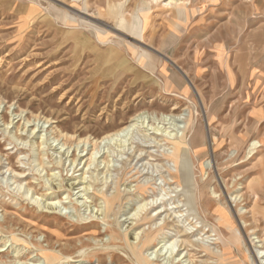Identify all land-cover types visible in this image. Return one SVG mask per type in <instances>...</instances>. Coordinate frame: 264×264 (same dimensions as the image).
<instances>
[{
  "label": "rangeland",
  "instance_id": "1",
  "mask_svg": "<svg viewBox=\"0 0 264 264\" xmlns=\"http://www.w3.org/2000/svg\"><path fill=\"white\" fill-rule=\"evenodd\" d=\"M235 2L241 10L250 4L264 22V0H0V264H51L44 258L47 251L36 247L47 248L45 240L62 250L54 264H137L123 235L134 209L148 200L160 225L151 228L163 227L170 212L187 226L197 224L194 241L202 238L198 242L217 249L212 225L203 226L176 202L182 187L165 178L173 164L161 159L166 141L138 137L145 150L126 168L112 162L109 171L105 163L112 157L103 138L140 116L147 117V128H168L160 119L188 113L189 100L199 104L196 144L203 165L193 171L203 178L209 221L216 223L217 213L228 216L226 208L234 229H221L239 264H264V120L251 114L258 101L245 92L254 61L243 52L235 60L222 49L226 33L219 9ZM121 10L131 21L138 18V31L119 25ZM258 26L240 31L241 46L252 31L256 45L264 41V27ZM94 33L107 42L99 43ZM117 39L135 50L111 43ZM14 133L26 137L25 144ZM42 140L58 147L65 143L70 159L78 154L81 160L73 166L63 157L59 164L58 154ZM252 140L261 152H249ZM96 143L97 157L104 160L99 165L91 160ZM54 174L63 184L86 176L93 186L89 193L87 183L52 190L44 177ZM117 194L111 205L107 199ZM32 197L56 208L39 207ZM105 208L107 216L101 214ZM93 236L114 246L99 247ZM128 236L132 241L130 231ZM153 249L147 257L151 264L167 261ZM190 257L193 263L184 264H216L202 247L191 248Z\"/></svg>",
  "mask_w": 264,
  "mask_h": 264
},
{
  "label": "bare ground",
  "instance_id": "2",
  "mask_svg": "<svg viewBox=\"0 0 264 264\" xmlns=\"http://www.w3.org/2000/svg\"><path fill=\"white\" fill-rule=\"evenodd\" d=\"M119 14H120L119 25L121 27H123L124 29L128 31L137 30L136 26H137V22H139L138 18H135L134 20L131 21L129 20L128 17L124 15V12H122V10L119 12ZM94 34H95L96 40L99 43L107 42L105 39H102V37L99 36L97 33H94ZM111 43H113L116 46L121 47L122 49L124 47H127V49L130 47L132 50H135V47L133 45L125 44L122 39H117V41L112 40ZM145 59H148V58H145ZM196 91L199 94V91L198 90ZM189 102L191 104L192 109L188 110V113H183V114L178 113L177 114V113L171 112L170 114L166 115L167 118L163 117L160 119L163 122H168L170 124L168 128L166 126L160 127L158 125L153 128L152 127L147 128L149 126L148 124L147 126H143L147 120V117L143 118L140 116L142 120H139L135 124H130L121 129H118L114 133L103 138V142H105L103 146L107 147L108 156L112 157L111 159L106 160L105 163H108L106 167L109 171H111V168L114 166V165H111L112 162L117 163L121 161L122 166H120L121 167L120 169L126 168L127 165L130 163V161H133L135 157H138L140 155V153L137 154L138 152H142L145 150L142 143L137 141L138 137H144L146 138V140L149 139L152 142H158V143L160 141H164V142L166 141L165 143H163V145H161V147L165 148V151L162 152L161 159L164 161L167 160L171 164L173 162V164L172 166L170 165V167L168 168V175H166L165 178L174 180L176 186L182 187V190L180 192H177L176 194L177 196L176 202L184 204L189 216L196 218L198 222L201 223L203 226L205 225L208 226V224L212 225V232H215V235L217 236V239H218L217 241L218 247H216L217 249L210 250L209 246H206L200 243L201 241L204 242L202 238L198 239L197 241H194L192 239V237L194 236L192 234V229L193 227H196L197 224L196 225L190 224L189 226H187L186 224H184V221L181 218L171 217L172 214L170 212H167L165 214V217L162 219L163 222L161 224H163V227H160L158 229L157 228L153 229L154 228L153 226L157 225L158 223L156 222V218H154L153 214H151L152 210L154 209V204L152 202H149L148 200L146 202L140 203V205H138V207L134 209L132 213V215L134 216L133 221L129 223L128 229L126 230V232H124V235H123L124 238L127 240V246L130 250L129 257L137 264H151L150 259L147 257L151 254V253H148L149 252L148 250L149 249L151 250L153 248H154L153 250L155 251L157 258L160 259L161 257H163L164 260L165 259L167 260L166 262H161V264H169V262L170 264H184V262L193 263V260L190 257V253H191V248L196 247V246L202 247V249L204 250H208L211 253V255L214 256L216 264H239L234 254L235 252L233 250L234 247L231 244H228L229 239L226 238L225 234L223 233L221 229V225H225L226 228L230 230L234 229L233 223H232V217L226 208H222L227 213L228 216H224L221 213H217V217H216L217 222L212 223L209 221V217L207 216V213L209 210L206 208L204 204V196H203L204 182L203 180H201L203 178L201 177L199 178L196 175V173L193 171V167H195L196 165L202 166L203 162L201 161L199 157L200 156L199 154L202 150H200L199 146L196 144V138L198 136V131L196 130V124L198 122V116H199V104L198 102L193 101V100H189ZM2 120L3 122H5V117H3V115H2ZM6 123L8 124L10 122H6ZM133 125H136V126H133ZM1 126L2 125L0 124V130H1ZM144 127H146V129H143ZM2 130L5 133L9 132V130L7 129V126L5 125L2 128ZM33 132L34 131H32V133ZM139 133L142 135H139ZM159 136H162L161 139L158 138ZM12 137L17 142L20 141L21 144H25V139L23 138H26V137L18 136L15 133L12 135ZM146 140L144 139L143 142H146ZM118 142H120V144H117ZM47 143L48 141L46 142H44V140L41 141V144L47 145L51 149L55 150L54 152L57 153L59 156V159H58L59 164H62L63 157H65L64 159L66 161L70 160V164L73 166H75L77 162L81 160V158L78 157V154L77 156L75 155L72 159H70V150L67 151V149L65 150L63 149V147L65 146V143H62L61 147H58L57 145H54L51 143L49 144ZM77 147H79V145ZM113 147H117V148L120 147V148L113 149ZM260 147L261 145L258 142V140H252L250 144V148L248 147L249 152L250 153L252 152L254 154L256 151H260L261 149ZM95 148L97 149V151L95 153V156H93L94 153L91 155V160L94 163L96 162V164L99 165V162H103L104 160L100 161L99 157H97V154L100 153V150H99L100 145L98 143H96ZM263 152H264V149H263ZM155 155L159 156L158 154H155ZM155 155H151V156H155ZM194 158L196 159L197 163H195ZM260 161L264 164V155L260 159ZM2 164H3L2 154L0 153V167L2 166ZM39 166L41 169L39 168L37 170L40 171L39 174H42V171L44 170L45 165L43 162H40ZM174 168L176 170H174ZM14 178H17V176L14 175ZM44 180L49 184V189H52V190H55V189L59 190L63 186H67V188L73 189L75 186L79 184L87 183L86 176H81V175L78 176V178H76L70 184H67V182L66 184H63L62 180L58 181L55 174L51 178L44 177ZM221 180H222V184L226 186L227 184L223 177ZM16 181L17 180H15V182ZM22 186L23 185L21 183H17L18 190H21ZM92 186H93L92 184L87 183V185L84 188L85 192L89 193L90 188ZM133 187L134 185H131L128 189H130L131 191ZM31 189L32 188H29L28 190L24 191L22 194L23 195L30 194ZM103 194L106 195V193L104 192ZM132 195L135 197H138L136 196L135 192L132 193ZM238 196H239V199L242 198L241 194H239ZM238 196H236V198H238ZM32 199L34 203L39 205V207H42L45 209H55L56 208L53 206V203L46 202V200L42 202V200L35 198V197H32ZM117 199H118V194L115 195L113 198L109 197L107 200L112 205V203H115V200ZM145 200L146 198H144V201ZM107 213H108V210L106 208L101 211V214H104L105 216H107ZM146 224L147 225L149 224V227H146L145 226ZM87 225L85 224V226ZM136 226H138V229L140 227V230L137 232H136V229L134 230ZM151 226L153 228H151ZM157 226H160V225H157ZM163 229H167V232L161 233ZM129 231L131 235L130 238H132V241H130L131 239H129V236H128ZM92 239L94 240L95 245H98L99 247L101 246L104 248L105 247L109 248V247L114 246L113 244L110 243V241L104 242L103 238L99 239L96 236H93ZM45 241L47 242L46 244L47 248H44L43 246L42 247L36 246V247L42 251H47L44 253L45 254L44 258L49 263L54 264L60 258V254L63 255L62 250L56 247L55 242L53 243L50 240H45ZM154 241H156L155 244H157L156 245L157 247L153 246L154 244L152 243H154ZM146 252H147V255L145 256ZM232 261H234V263ZM260 264H263V262Z\"/></svg>",
  "mask_w": 264,
  "mask_h": 264
},
{
  "label": "crops",
  "instance_id": "3",
  "mask_svg": "<svg viewBox=\"0 0 264 264\" xmlns=\"http://www.w3.org/2000/svg\"><path fill=\"white\" fill-rule=\"evenodd\" d=\"M220 13L222 15V29L225 30L226 36L223 38V51L230 50L235 60L239 57L240 53H247L249 60H253L254 63H250L248 82L246 83V94H250L252 99L257 100V105L254 107V111L251 113L258 121L264 120V41L256 45L255 35L248 33L243 40V44H240V31L250 29L259 24V29H262L264 22L260 20L261 14L255 15L256 10L248 4L243 10L240 5L235 2L231 6L225 7L224 4L220 7ZM256 20L258 22L256 23ZM256 23V24H255ZM254 27L252 29H254ZM253 36H250V35ZM262 45V46H261ZM263 49L261 50V48ZM221 49V50H222ZM257 51V52H256ZM262 53L260 54V52ZM239 66V65H238ZM233 83V82H232ZM235 84V83H233ZM239 87V85H237ZM237 89V88H236ZM244 90V89H243ZM242 90V91H243Z\"/></svg>",
  "mask_w": 264,
  "mask_h": 264
}]
</instances>
